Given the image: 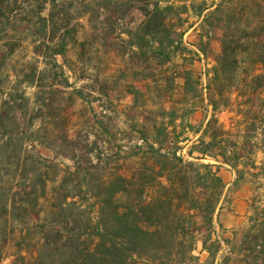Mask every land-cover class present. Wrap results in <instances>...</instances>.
Segmentation results:
<instances>
[{"label":"trees","instance_id":"16d2710c","mask_svg":"<svg viewBox=\"0 0 264 264\" xmlns=\"http://www.w3.org/2000/svg\"><path fill=\"white\" fill-rule=\"evenodd\" d=\"M67 1L43 0L37 8L39 23L22 28L20 0H0V76L32 29L48 40L43 60L58 67L57 58L65 59L68 39L75 37L59 20L74 7ZM125 1V12L136 9L144 19L127 36L135 61L127 93L136 108L157 118L149 133L143 124L134 126L137 142L131 157L137 167L129 178L106 182L79 165L67 171L52 202L35 196L33 185L10 191L0 183V235L23 243L19 264H199L200 257L194 256L198 245L211 264H264V165L258 168L255 161L258 154L264 156V0ZM107 5L100 8L104 15H119L121 7ZM47 6L48 17L41 18ZM194 29L200 38L194 48L202 55L204 41L222 32L215 66L203 74L194 71L198 54L184 43ZM27 66L35 74L34 62ZM32 71L18 84L34 86ZM3 76L9 81V74ZM12 85L16 88L0 86L2 142L29 132L28 124L18 120L24 92L15 97L8 88ZM6 109L11 120L2 117ZM225 112L240 121L242 130L235 134L221 127L217 114ZM198 116L201 120L192 124ZM27 162L20 158L15 167L25 168ZM4 164L0 160V170ZM222 167L234 173L235 189L252 179L263 204L250 214L241 234L224 241L227 253L218 258L220 239L213 238L226 190Z\"/></svg>","mask_w":264,"mask_h":264},{"label":"rangeland","instance_id":"374dc122","mask_svg":"<svg viewBox=\"0 0 264 264\" xmlns=\"http://www.w3.org/2000/svg\"><path fill=\"white\" fill-rule=\"evenodd\" d=\"M42 1L20 0L22 12L18 19L21 20L19 27L26 28L28 24L35 26L39 23L37 8L42 5ZM67 2L66 5L73 2L74 7L66 11L67 16H60L59 20L73 29L75 37L68 39L65 59L57 58L58 67L43 60L48 40L39 29H32L20 39L25 43L24 47L6 61L4 74H9V81L4 74L0 76V86L3 83L15 86L19 80L24 81L30 76L32 70L29 73L27 64L34 62L37 67L35 74L32 71L36 82L34 86L18 84L16 88L13 85L8 87L13 90L15 97L19 91L24 92L25 101L18 103V120L21 125L28 124L29 132L13 134L4 142L0 138V160L5 161L0 170V183L7 184L6 189L10 191L20 190L26 184L33 185L36 187L35 196L46 198L49 202L57 198L56 193L67 178V171L73 172L79 165L94 179L101 177L110 182L117 178H129L138 165L131 157L132 147L137 142L134 126L143 124L149 133L157 119L150 112L136 108L133 98L127 93L131 84L129 74L135 68L127 36L141 25L144 20L142 14L136 9L125 12L129 5L125 0ZM108 2L112 9L122 8L119 15H104L106 13L100 8H108ZM88 7L94 10L91 15L86 13L85 8ZM49 10L47 6L41 18L47 19ZM32 11L34 14H31ZM221 38V31L212 32L210 39L204 41L206 53L202 55L194 48L200 41L195 29L186 34L184 43L198 54L194 67L196 73L203 74L215 66L221 52ZM55 40L59 39L56 37ZM2 52L0 45V57ZM36 56H40L38 62L35 61ZM21 71L25 73L20 75ZM135 86L141 91L145 90L143 84ZM2 117L6 120L13 118L7 109ZM200 118H193L191 123L195 125ZM217 119L226 131L233 130L236 134L242 130L240 121L228 112L217 114ZM20 158L28 162L25 168L17 169L15 164ZM255 161L261 168L264 156L258 154ZM220 176L226 184V190L220 211L214 219L213 239L219 236L222 250L218 258L227 253L224 241L233 240L234 233L241 234L250 214L263 204V193H258V188L250 183L252 179L235 189V175L229 168L222 167ZM45 186L46 195L43 194ZM0 236L1 264H19L23 243L9 237L6 239L5 235ZM31 244L33 246L34 242ZM200 252L201 246L198 245L194 256L200 257L199 264H211L209 256Z\"/></svg>","mask_w":264,"mask_h":264}]
</instances>
